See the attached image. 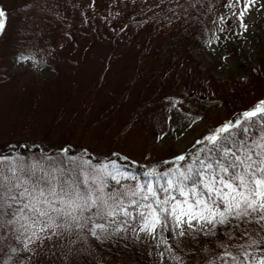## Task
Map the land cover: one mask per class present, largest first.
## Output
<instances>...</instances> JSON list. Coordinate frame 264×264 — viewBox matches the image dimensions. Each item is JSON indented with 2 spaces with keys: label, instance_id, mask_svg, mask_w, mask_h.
<instances>
[{
  "label": "rangeland",
  "instance_id": "obj_1",
  "mask_svg": "<svg viewBox=\"0 0 264 264\" xmlns=\"http://www.w3.org/2000/svg\"><path fill=\"white\" fill-rule=\"evenodd\" d=\"M170 4L176 0H0L5 12L0 153L46 165L64 162L66 167L72 166L71 157L78 170L106 179L107 191L123 192L135 185L117 187L107 176L123 174V158L144 167L168 145L182 153L223 121L208 125L192 101L176 92L224 99L230 89L258 81L254 92L235 102L246 108L260 102L264 59L257 62L264 47V0L219 3L208 36L191 55L174 58L166 49L181 28L157 16ZM242 63L248 64L249 77L240 72ZM192 82L205 86L204 91L192 88ZM35 142H40L38 148ZM133 198L124 197V205ZM162 235L160 228L156 239L140 233L149 264H174ZM7 244L5 240L0 247ZM183 246L188 247L187 241ZM75 248L68 260L57 253L45 264H83L87 259L137 264L125 255H109L91 236Z\"/></svg>",
  "mask_w": 264,
  "mask_h": 264
},
{
  "label": "snow or ice",
  "instance_id": "obj_2",
  "mask_svg": "<svg viewBox=\"0 0 264 264\" xmlns=\"http://www.w3.org/2000/svg\"><path fill=\"white\" fill-rule=\"evenodd\" d=\"M4 16L0 10V34ZM205 141L211 145L207 153L183 171L164 173L163 184L149 179L123 192L107 191L106 179L78 170L71 157L72 166L66 167L0 153V244L8 241L0 247V264H45L57 253L68 260L89 236L98 242L116 237L143 244L140 233L156 239L158 228L174 233L172 244L162 242L176 264L208 252L209 243L219 251L205 264H264V101L198 143ZM107 176L116 184L135 179L119 172ZM126 196L144 209L139 228L109 219L118 214L136 219L124 206Z\"/></svg>",
  "mask_w": 264,
  "mask_h": 264
},
{
  "label": "trees",
  "instance_id": "obj_3",
  "mask_svg": "<svg viewBox=\"0 0 264 264\" xmlns=\"http://www.w3.org/2000/svg\"><path fill=\"white\" fill-rule=\"evenodd\" d=\"M225 4V0H181L179 4H170L168 5L163 12L158 14L159 18H164V20L172 21L174 24H179L181 28L178 33L173 36L167 46L166 55L170 58H174L180 54L191 55V51L194 48H197L202 40L208 36V33L212 31V26L214 23L213 12L214 7L220 8V5ZM170 9H175V16ZM163 20V21H164ZM233 50V49H232ZM264 59V47L262 48L261 56L258 59L257 63H260L259 60ZM248 64H239L240 72L249 77L250 69L247 68ZM97 80L94 87H97ZM258 81H255L253 84H248L247 88L235 90L230 89L228 94L224 99H205L203 97H190L183 90L181 92H176L175 89L171 91L178 93L183 99L192 101L195 105L199 116L203 117L206 122L211 124L216 119H223L219 123V127L222 126L225 122L234 121L241 113L251 109L246 108L242 104L235 102L236 98L244 95L245 92H254L255 88L258 85ZM192 88L197 90L204 91L205 86L202 84H197V82H192L190 85ZM93 89V88H92ZM92 89L90 91H92ZM260 101H264V96L261 97ZM147 103H144V108L147 107ZM222 110V111H221ZM211 126V125H210ZM218 127V128H219ZM203 137L199 138L197 141L193 142L184 152H177L173 145H168L162 151L157 153L155 161L146 164L144 167L140 165H133L127 159L123 158L124 163L120 164L122 173L124 176L135 177V179H121L120 184L116 186L119 187L122 184H133L138 183L143 184L149 179L153 181L154 185L158 181L160 184L164 183L163 174L172 173L177 169L183 171L193 161L197 159L198 156H202L207 153V150L211 147L206 141L204 143H198L202 141ZM40 142H35L33 145L38 148ZM185 156V160H177L179 156ZM150 168V169H149ZM152 175L149 176L148 174ZM177 198L182 199L177 195ZM133 199H136L135 197ZM128 208V211L132 213V216L135 217V220H132L129 217H124L122 214H118L114 218L117 221L128 220L129 224L133 227H137L139 221V212L144 211V209H137L136 205L131 204V201H128L124 205ZM163 234V238L168 240V244L173 243V232L171 230L160 229ZM96 241V240H95ZM98 245L109 255L119 256L125 255L129 260L136 262L137 264H149V252L148 249L143 244L130 243L124 240H117L116 237L109 242H98ZM127 244V247H125ZM166 248L167 245L165 244ZM209 251L202 252L197 257L186 256L188 264H205V260L214 255L215 252L219 251L214 244H208ZM83 264H103L101 262L87 259ZM176 264V262H174Z\"/></svg>",
  "mask_w": 264,
  "mask_h": 264
}]
</instances>
